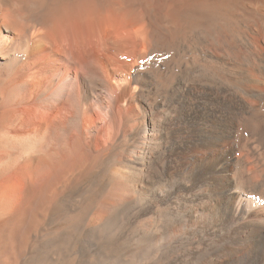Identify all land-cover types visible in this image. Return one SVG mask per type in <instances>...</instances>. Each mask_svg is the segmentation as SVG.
Here are the masks:
<instances>
[{
  "label": "bare ground",
  "instance_id": "6f19581e",
  "mask_svg": "<svg viewBox=\"0 0 264 264\" xmlns=\"http://www.w3.org/2000/svg\"><path fill=\"white\" fill-rule=\"evenodd\" d=\"M28 245L264 264V0H0V264Z\"/></svg>",
  "mask_w": 264,
  "mask_h": 264
},
{
  "label": "rangeland",
  "instance_id": "374dc122",
  "mask_svg": "<svg viewBox=\"0 0 264 264\" xmlns=\"http://www.w3.org/2000/svg\"><path fill=\"white\" fill-rule=\"evenodd\" d=\"M28 245V246H25L24 248L21 247V251L17 254V260L16 262L19 264H21V261H23L24 259L26 258H30L31 256V253H30V250H33L32 247ZM27 247V248H26ZM29 248V249H28ZM30 254V255H29Z\"/></svg>",
  "mask_w": 264,
  "mask_h": 264
}]
</instances>
